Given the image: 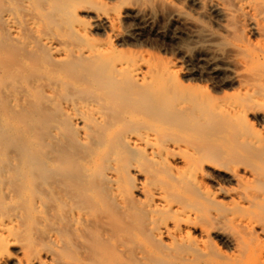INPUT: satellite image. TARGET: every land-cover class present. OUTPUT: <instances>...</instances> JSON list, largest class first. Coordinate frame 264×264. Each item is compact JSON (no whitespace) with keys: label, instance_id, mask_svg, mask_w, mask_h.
<instances>
[{"label":"bare ground","instance_id":"obj_1","mask_svg":"<svg viewBox=\"0 0 264 264\" xmlns=\"http://www.w3.org/2000/svg\"><path fill=\"white\" fill-rule=\"evenodd\" d=\"M116 1H124V0H116ZM128 1H130V0H128ZM131 1H133L134 4L136 3L135 0H131ZM137 1L138 2L141 1V3H143V4L139 5L136 3L137 6H132L133 4L126 5V6H132V7H126L124 9V11H123L124 15L122 14L123 19H126V20L130 19L133 23L134 22L138 23L144 28L147 26H150V28H151L154 26V23H155V20L157 19V17L161 16L165 20H171V21L175 22L177 24L176 26H178V28L180 30H185V31L190 33L189 37H191V39L194 41V43L196 45L197 56L194 58L191 55H189L190 53L189 54L185 53L183 55L182 61L184 60L185 64H187V67H185L186 69L183 68V69H185L183 72V79L181 78V80H177L174 78L176 73L172 69L173 65L171 66L172 68L168 67V66H163V65H154L150 61V59L146 60L148 62L150 61L149 64L142 61L141 60L142 58L140 59L141 61H133V62H131V61H111L109 59V54H110V51L111 50L113 51V49H114V48H111V47H113V46H111V44H110V46H107V47L96 46L97 45L96 44V45L87 46V47L83 46L84 48H80V49H74V48H72L73 45L70 46L68 44L69 40L65 41L59 35L58 36L43 35L42 33H45V32L43 31L44 28H42V25H40V23H37L36 19L35 20L30 19L29 20V17H28L29 15H27L28 20L26 19V24L28 25L30 30H32L36 34L35 36H37V40H38L41 48L43 47L44 49H46V51H49L50 52L49 55H53V57H54V62H52V63L50 62L51 63L50 65L52 66L53 63H56L57 64L56 66L61 67V69H64V67L65 68L67 67L66 68L67 70L66 69L61 70L59 68L56 73L55 72L50 73V76H54V78H56L57 81L60 80V82H65V84L68 81L69 83H67V84L72 83L73 85H77V84L82 85V83H80V82L75 83V82L70 81L72 79L70 78L71 73H69L68 68H69V70L71 68L72 71L76 70L79 73L82 72L83 76L85 75L84 77L86 79L85 80L81 79V80H82V82H83V80L86 81V86H88L87 84L89 83V84L94 85V86L96 84L99 87V84L101 86V85H104L105 83H107L110 86L114 85V87L118 84L116 86V87H118L119 85H122V84L124 86L125 85L127 86L128 82H130V83L132 82L133 84L135 83V84L141 86V88H143V90H146V92H149L151 95L157 97L160 100V102H162V103H160V105L162 104L161 106H165V104L168 105L171 103L172 104L171 108L174 109V112L178 116L179 120L181 118L184 119V117H186L190 114L199 116L200 114L202 115V113H204V112H206V113L208 112L207 114L208 115L210 114L209 116H212V114L214 116V114L219 113V114H224V115H227L229 117H234V118L246 117V116H248L249 112H251V111L253 112L255 109H257V107H259V106L263 107L264 106V0H183L188 4L187 7L190 6L191 8L194 9V11L198 14L197 16L202 17L204 20L205 19L210 20V21L214 22L215 24L223 27L221 30L224 29L225 33L227 32L226 37H229V35L230 36L232 35V34H230V31L233 32V30H234V28H232L233 25L234 26L240 25L241 27H239V28H243L242 31L244 30V33H246V35L254 36L257 38V40H256L257 43L254 44L249 39H246L247 41L244 39L246 42L243 40L238 41L239 38L236 37V35H234V37L237 38V39L235 38L236 41H238V42H235V40L233 42L228 41L226 46H224L225 48L223 46H222L223 48L222 47L220 48V45H225L224 44L225 41L224 42L221 41V44H218V43L216 44V42H217L216 37H218V36L217 35L214 36L213 32H210V30L203 29L204 27H200L201 26V25L199 26L200 23L199 24L196 23L197 24L196 25L195 23L191 22V20L189 18H187V14L184 13V15H183V12L181 11L182 9L180 10L181 13L178 10H173V8H172V10H169L168 7L170 5L174 4L170 0H137ZM177 1H179V0H177ZM22 2L23 1H21V3H20L18 1V3H19L18 5H21ZM0 3H1V1H0ZM117 3H119V2H117ZM122 3L124 4V2H122ZM28 4L30 5V3H28ZM126 4H127V2H126ZM0 5L3 6L2 3ZM23 6L27 7L25 3L23 4ZM31 6L32 5H30V7H28V9L30 8L29 9L30 13H32L31 12L32 11ZM70 6H72V5H70ZM70 6H68V7H70ZM17 7H20V6H17ZM73 7H75V6H73ZM81 7H83L82 8L83 10L80 12L84 13L86 15V17H90V19L93 20L92 26H89V24H87L89 26L88 27L86 24H84L85 23L84 20L82 21L78 15V12H77L78 9L73 10V13H70L68 18L64 20V21H66L67 26L70 27L73 32L80 35L79 36V35L75 34L79 38H81V36L85 37V38H87L88 35L90 36V34H92V33H90L91 29L94 32H96V31L97 32H103L102 36L104 35V33H109V35H110L109 39H110V37H112V38H114V40L116 39V41H118V42H122L123 40H126L127 37L128 38L133 37V34L131 33L132 31L131 32L127 31V32H125L126 33L125 34L121 30L122 28L119 27V24H120L119 21L121 19V18L119 19L120 12L116 11V13H114V14L107 13V12H105V13H92L94 11L91 12L90 8H85V6H81ZM20 8H19V12H20ZM165 9H167V11ZM79 10H81V9H79ZM0 13H1V11H0ZM68 13H66V14H68ZM196 13H195V15H196ZM22 15L23 14H19L15 10L12 11L11 9L7 10L5 13H1V15H0V22H2V23H0V26H1V24H3V26L5 28L4 31H6V33H4V34H7L8 37L12 40V42L14 41L17 43H23L22 42V31H25L26 29L22 30V24H23L22 23L23 22ZM25 15H23V16H25ZM122 15H121V17H122ZM184 16H186V17H184ZM86 17H84V18H86ZM23 19H25V17ZM229 27H231V28H229ZM162 29H163V27H162ZM41 31H43V32L41 33ZM157 32L158 31H156V33ZM154 33H155V31H154ZM225 33H223V34H225ZM0 37H1V34H0ZM134 38H136V37L134 36ZM1 39H2V37H1ZM87 39L92 40V37H91V39L90 38H87ZM71 40H73V39H71ZM131 40H132V38H131ZM221 40H223V38ZM231 40H232V38H231ZM34 42L35 41H33L32 43L35 45ZM25 44H26V42H25ZM105 45H103V46H105ZM30 47H33V46H30ZM76 47H78V46H76ZM116 47H115V49H116ZM34 48H36V45L34 46ZM38 49L39 48L37 47L35 53H32L33 50L32 51L28 50L27 53L29 54V51H30V53H32V56H33V54H36ZM193 51L195 52V50H193ZM39 52H41V51L39 50ZM25 56H26V54H25ZM32 56L30 55L31 58H32ZM37 56H38V54H36V57ZM139 56H140V54H139ZM36 57H35V59H36ZM76 57H77V59H76ZM51 59L49 58V60H51ZM144 59H145V57H144ZM27 60H28V57H27ZM28 61H30V60H28ZM34 63H33V65H34ZM200 64L203 65L204 67L199 66ZM30 65H31V62H30ZM54 65L55 64H53V67H54ZM48 67H50V66H48ZM39 68H42V67L39 66ZM56 68H58V67H56ZM46 70H47V68H46ZM50 70H51V68H50ZM64 73H66V74H64ZM201 74L202 75L205 74V76L208 75L209 79H211L214 82V84H216L217 91H215V93L218 91L220 92V89L223 90L222 88H224L225 90L227 87L237 88L238 94L243 96V98L241 96L240 97L243 99L244 103H239V102L233 103L234 101L233 102L232 101L227 102V101H225V99L222 100V98L220 97L221 99L218 100L217 102H214V104H211V106L208 108V110H205L206 109L205 106H204L205 108H203L202 106H199L198 101L194 98L195 97L194 94H196V92L193 90L196 89V87H197L194 85H196L197 83L200 82L199 81L200 78L197 79V78H195V76L201 75ZM41 75H43V74H41ZM43 77H44V75H43ZM77 78H78V76L76 77V79ZM80 78L81 77H79V79L77 81H81ZM36 79H37V77H36ZM74 79H75V77H74ZM38 80H41V79H38ZM87 80H91L92 83L87 82ZM47 81H46V83H47ZM50 81L51 80H49L48 82H50ZM57 81H55V82H57ZM55 82H53L54 84L52 83L54 87L56 85ZM186 83H189V85L187 86ZM60 84L62 85V83H60ZM83 84H85V82ZM42 85H45V84H42ZM191 85H193V86H191ZM35 86L37 87L38 84ZM53 86H51V87L53 88ZM86 86H85V88H86ZM124 86L121 88L120 94L126 93V92H124V89L126 88V86L125 87ZM130 86H131V84L130 85L128 84L127 87H130ZM212 86H215V85H212ZM39 87L40 86H38L37 88H39ZM42 87H43V89L48 91L46 85L42 86ZM69 87H71V85ZM177 87H181L182 88L181 90L186 89L189 92L188 96L184 95V93H181L182 91L178 90ZM65 88H66V86H65ZM85 88H82V89L85 90ZM77 89L79 91V88H77ZM82 89L80 90L81 92H82ZM52 90L53 89H51L50 91H52ZM87 90H85V92H88V94L93 92L92 90H91L92 92H90V90L89 91H87ZM111 90H115V88L114 89L112 88ZM118 91H119V89H117V93H119ZM125 91H127V90H125ZM128 91L130 92L131 90H128ZM230 91L231 90H229V92ZM55 92H58V90H56ZM103 92L105 93V91H103ZM103 92H102V96L104 95ZM232 92H233V90H232ZM63 93H64V91H63ZM109 93H110V91H109ZM111 93H112V91H111ZM113 93H115V92H113ZM132 93H133V91H132ZM51 94L52 93H50V95ZM59 94H60V92H59ZM62 94H61V96H62ZM82 94L84 95V93H82ZM128 94L129 93H127V95ZM11 95H14V94H11ZM11 95H10V97H11ZM78 95L79 94H77V96ZM115 95H118V94H115ZM199 95H200V92H199ZM217 95H218V93H217ZM65 96H68V95L65 94ZM77 96H76V98L80 99V97H77ZM100 96H101V94H100ZM12 97L14 98V96H12ZM26 97L27 96H24V98H26ZM59 97L60 96H58L57 99H59ZM197 97L198 96H196V98ZM212 97H214V96H212ZM63 98L64 97H62V99ZM88 98L89 97L87 96V100H88ZM108 98H109V96L107 97V99ZM145 98H147V97L145 96ZM64 99H63V101H64ZM128 99H130V98H127L126 100H128ZM201 99H202V97H200V100ZM215 99L217 100L218 98H215ZM61 100L59 99V101H58L59 102L58 105L60 107L62 105L60 103L63 102V101L60 102ZM69 100H70V98L68 100L66 99L67 103L65 105L66 106L65 111H68V114H70V116L72 115L70 118L74 121V123H76V126H77V124H79L81 127L82 123L84 126L87 122H89L88 123L89 125L86 126V127H88V126H90L91 121H95V123L97 122L100 124H102L101 122H104V119H105L104 116H107V114L102 112L103 110L101 111V106H100L101 102L100 101L97 100L98 102L94 101V102H89V103H87V102L81 103L80 102L78 104L79 101L77 103H75V102H71V101L68 102ZM91 100L93 101V98H91ZM130 100H132L133 103L135 102V100L133 101V98H131ZM130 100H128V101H130ZM137 100H138V98H137ZM159 100H158V103H159ZM235 100H237V99H235ZM11 101L15 102L16 99H12ZM81 101H82V98H81ZM201 101H203V100H201ZM132 102H130V103H132ZM137 102H139L141 104V100H138ZM230 102H232V103H230ZM130 103L128 104V103L123 102L121 106L123 107V104L124 105L128 104L127 107H129ZM205 103L208 104L209 100ZM205 103H203V104H205ZM63 104H65V103H63ZM111 104H112V102H111ZM105 105H106V103H105ZM102 106H104V105H102ZM143 106H145V104H143ZM122 107H119V108H122ZM262 107H260V108H262ZM62 108H64V107L62 106ZM145 108L148 109L149 107H147V105H146ZM152 108H153V106H152ZM201 108H203V109H201ZM103 109H106V108H103ZM140 109L142 110V108H139L138 110H140ZM154 109H155V107H154ZM106 110H105V112H106ZM116 110L117 109H115V111ZM133 110H134V108H133ZM263 110L264 109H262V112H260L257 109L258 112H256V111H254L255 113L253 112L254 115L261 121H264V111ZM117 111H119V110H117ZM121 111H123V110H121ZM165 111L163 113H165ZM108 112H110V111H108ZM108 112H106V113H108ZM63 113H65V112L63 111ZM103 113L105 115H103ZM117 113H119V112H116V114ZM160 113H161V111H160ZM138 114H139V111H138ZM110 115H111V117L115 118V116H113L114 114L112 115V113H110ZM177 116L174 119H177ZM209 116H208L207 121H206L207 123H208V121H210ZM8 117L9 116H5V115L4 116L1 115V117H0V264H136V263L138 264V262H140V261L148 260V258H150L153 255L155 247L152 249L147 244L148 242L147 243H141V241H139L137 239V237H135L134 233L132 232V229H130L132 227H130V228L127 227V226H129V225H126L127 222L125 223L126 226L124 228H121L119 226L120 221H117V223H119V225L115 222H114V224L111 223L112 219H114L115 221L119 220L117 218L118 212H114L111 214L109 211H111V209H117V207L119 209L120 206H124L126 204L128 198L132 197L131 199H134L136 195L137 196L141 195L142 196L141 198H143L145 196L144 197L145 202H143L144 198H143V201H141V200L140 201H141V203L143 202L142 206H144V203L146 204V207H147L146 209H148V212L151 215V220H150V223L148 224L147 229H149V231L153 235V237H154L153 240L155 239L157 241L156 244L157 243H163L164 239L167 238L166 240H169L170 243L165 244V246H167V247L172 246L174 248L176 245H178V246L184 245V247L190 248L196 254V256L192 255V254L185 255L182 258L183 264H194V262H196L197 260H202L201 263H199V264H264V240L260 239L261 236L264 238V221H262L263 218H261V220H260L258 216H257L258 219L255 217L257 215L256 212L255 213L250 212V210L264 205V193L262 195L261 193L254 191V189L256 188V187L254 188V185L259 183V181H261V180H259L257 178V176L259 177V175L252 173L253 168H252V171H249L247 169H244V170L241 169L240 170V168L237 169L238 168L237 167L234 170L231 169L230 171L225 172V171H222L221 168L212 170V169H210L209 165L208 166L201 165L200 167H196V166L193 167V166H191L190 161L188 159L189 157L187 155V153L189 151L188 149L190 146L188 147V149H182L180 146L179 147L172 146L173 149H171L169 145L168 146H165V145L160 146L158 144L157 136L155 137V135H152L148 132H145L144 134L141 133L139 135L136 134L137 136H134V137H133V135H129V136L126 135L127 137L125 136L123 139L124 143L127 146H129L131 149H133L135 151H140L141 153H143L148 158V160H150L151 162H154V163H162L164 165L169 166L170 159H172L171 157H175V150H178V152H180V153H185L186 156L183 154L184 157L182 156V158H181V161H183L182 164H184V166H182L183 168H177L176 174L178 175V173L179 174L181 173L182 175L187 176L191 181L195 182L197 185L201 186V188H204L205 190H207V188H206L207 184L205 183L206 187H204V186L202 187V185H204V184H202V182L204 180H206L207 178H212V174H214V173H215V175L217 174V177H219V179L222 181L237 182L238 183V189L233 190V193L230 194L231 198H232L231 203H234V206H237L241 210L247 211V215L244 214V215L239 216L237 218L234 215H231V217L229 215L228 218L227 217L225 218V219H227V222H226V220L224 221V222H226L225 224L227 225V223L229 222V224L231 225L230 227H232V229H233V232H227L229 229L226 231L223 228H218L219 225L217 227L215 226L216 229L213 228L214 229L213 231L207 230L205 228L199 229L197 227L198 223H196V219L198 218V214L196 213L197 210L196 211H193L194 209L189 210L186 207L182 206L183 204L178 202V201H176V203L178 202L182 205L175 204V202H173L169 199L168 196H170L171 194L167 195L168 191L166 192V190H167L166 187L162 186L158 183L150 185L147 182H144V183L142 182L141 184L135 186L134 188L132 187L133 185L131 186L132 187L131 188L129 184H128L129 188L124 187L123 183H125L124 182L125 175H123L119 172V170L116 168L119 166H116V165H115L116 167L114 166V168H111V171H110V173L108 172V175L104 176L105 181L103 179H101L102 181L100 180L102 183L104 182L103 183L105 185L104 188H106L108 184H109V186H111V187H107L108 189L106 188V190L108 191L111 189L110 192H112V193H111V196L109 195V198L110 197L113 198V200L117 206V207L115 206L116 208H113L114 207L113 206L112 208L108 209L109 210L108 212L110 214V215H108L107 214L108 212L106 213V211L103 209V202H102L103 200H105L104 198H106V196L108 194L105 195L104 198H103V195L101 196L98 194L97 191H99L100 189L102 190V188H103V187L102 188L99 187L100 183H98V186L93 187V185L89 182L90 185H92L89 188L88 187V181H87L88 179H85V180L82 179L83 181L81 183V186H79L76 190L71 189V187H73V186L70 187V186H68V184L71 183L75 179L74 178L75 175H73V174H76L75 171L78 172V175H81L80 173H82L81 171H80V173H79V171H77L78 169L80 170V168H78V169L76 168L77 163L75 164V166H74L75 169L73 170V162L72 161H70L72 163L69 162L70 159L67 158L68 154L65 155L66 159L68 161H66V160L64 161V159H62L63 161H57L56 158L55 159L47 158V159H49L48 161H46V160L45 161H37L36 160L37 158L35 159V157H37V156H35L33 158L28 151H27V153H29V154H26L25 150L23 149L24 153H22V148H24V147L22 146L21 142L19 143L17 138H16L17 141L15 139H14L15 140L14 141L13 137L9 136V133H8V132L16 131V130L18 131L19 128L16 126V123H14V122L10 123L9 122L10 117L9 118ZM119 117H121V116H119ZM117 118H118V116H117ZM131 118H132V116H131ZM160 118H161V116H160ZM203 118H205V117H203ZM215 118H216V115H215ZM106 119H108V117H106ZM109 120H111V119L109 118ZM112 120H113V118H112ZM162 120H164V119H162ZM200 120H202V119H200ZM114 121L115 120H113V122ZM184 121H186V119ZM194 121H196V120H194ZM84 122H86V123L84 124ZM107 122L104 124H106L108 127L109 123L107 124ZM119 122H121V121H118V123ZM156 122H158V121H156ZM202 122H204V124H205L204 120ZM163 123H165V121ZM17 124H18V122H17ZM104 124H102L103 127H104ZM113 124H115V123H113ZM198 124H200V126H202L201 123H198ZM19 125H20V123H19ZM22 125L24 126V124H22ZM36 125H38V124H36ZM106 125H105V127H106ZM116 125H117V122H116ZM213 125H214V122H213ZM135 126H136V124H135ZM196 126H198V125H196ZM110 127H111V125H110ZM163 127H164V125H163ZM203 127H205V126L203 125ZM20 128H22V127H20ZM95 129L98 130V128H95ZM100 129H101V127H100ZM24 130H25V128H24ZM77 130H78V128H77ZM126 130H124V131H126ZM135 130H137V129H135ZM37 131H39V130H37ZM37 131H34V132H37ZM58 131H59V129H58ZM81 131L82 130H80V132ZM137 131H140V130H137ZM176 131H178V130H176ZM62 132H63V130H62ZM95 132H97V131H95ZM98 132H99V130H98ZM182 132H184V131H182ZM54 133L56 134L57 132H54ZM87 133H88V131L86 132L85 128H84L83 133H81L83 135L81 137L83 140V143H84V141H87V140L89 141V139H88L89 134H87ZM99 133H101V132H99ZM103 133H104V131H103ZM13 134H14V132H13ZM57 134L59 135L61 133H57ZM107 134H109V133H107ZM121 134H122V132H121ZM63 135H62V137H63ZM93 135H92V137H93ZM95 135H96V133H95ZM98 135H100V134H98ZM51 136H53V134ZM90 136L91 135H89V137ZM211 136H213V135H211ZM18 137H19V135H18ZM112 137H114V136H112ZM81 138H80V140H81ZM32 139L34 140V137H32ZM32 139L31 140L29 139L30 140L29 141L27 138V141H29V145H33L34 141ZM69 139L71 140V137L68 138V141H69ZM72 139H73V137H72ZM92 139H94V137ZM179 139H183V138H179ZM19 140H20V138H19ZM38 140H41V139H38ZM60 141H62V139H60ZM91 141H93V140H91ZM101 141H100V143L98 141L97 142L99 144H101ZM173 141L175 142V139ZM189 141H191V140H189ZM41 142H43V141H41ZM93 142H95V141H93ZM187 142L188 141H186V143ZM69 143H70V141H69ZM171 143H172V141H171ZM99 144H97V145H99ZM85 145L88 146L87 143ZM89 145H91V144H89ZM39 146H44V145H42V143H40ZM191 146H193V145H191ZM194 147H196V146H194ZM26 148L27 147H25V149ZM45 148H47V147H45ZM54 148L55 147H53V149ZM94 148L93 147L91 148L92 151ZM97 148H98V146H97ZM58 149L61 150L60 148H58ZM56 150H55V152H56ZM210 150H211V148H210ZM38 151H40V150H38ZM61 151H63V149ZM109 151H110V149H109ZM51 153H53V152H51ZM58 153L59 152L57 151V154ZM195 154H196V152H195ZM49 155H52V154H49ZM58 155H60V153ZM71 156L72 155H70V157ZM94 156H95V154H94ZM102 156H104V155H102ZM176 156L178 157V155H176ZM54 157H56V156H54ZM106 157H108V156L102 157V158H104L103 159L104 163L106 161H108L106 159L110 158V157H108V158H106ZM191 157H193V156H191ZM60 158H61V155H60L59 159ZM72 159L73 158H71V160ZM76 159H79V157ZM74 160H75V158H74ZM172 160H174V159H172ZM96 161L97 160L95 158H93L92 160H89L88 162H86V164L84 165V170L87 169V167L91 164L93 166V164L96 163ZM102 163H103V161H102ZM102 163H98V164H101V166H103ZM130 163H131V161H130ZM203 164H205V163L203 162ZM234 164H236V163H234ZM138 166H137V169H139ZM180 166H181V164H180ZM225 167H227V166H225ZM135 168H136V166H135ZM214 168H216V166ZM59 169L61 171H58ZM103 169L104 168L101 169V172H103L102 171ZM137 169H136V171H137ZM72 170H73V173H72ZM106 170L108 171V169H106ZM134 171H135V169H134ZM154 171H156V170H154ZM68 172H71V173H68ZM137 172L140 176L142 175L141 170H138ZM165 173H167V172H165ZM83 174H82V176H83ZM132 174H133V172H132ZM126 175H127V180L129 178H131L130 175L128 178V173ZM135 175H137V174L135 173ZM76 176H77V174H76ZM100 176H103V175L101 174ZM79 177L80 176H78L76 178H79ZM148 177L149 176H146L145 178L148 180ZM179 178L181 180V176ZM179 178L177 177L176 179H179ZM93 179H96V178L93 177ZM77 180H79V182H80L81 179L79 178ZM153 180H154V177H153ZM129 181H131V180H129ZM79 182H77V183H79ZM94 182H96V181H94ZM105 182L108 184H106ZM77 183L73 184V182H72L69 185H76ZM151 184H152V182H151ZM175 184H177V183H175ZM191 184H192V182H191ZM192 186H193V184H192ZM220 188H222V187H220ZM204 189H202V190H204ZM101 190L99 191L100 193H102ZM258 190H259V188H258ZM169 193H171V192H169ZM179 195H178V197H179ZM211 195L215 196V198H216V194L213 195L211 193ZM230 195H228V196H230ZM174 196H175V194H174ZM138 198L139 197H137V199ZM78 199L83 200V201H78ZM172 199H173V197H172ZM113 200L110 201L109 207H110V205L114 204V203L111 204V202ZM135 200H134V202H135ZM212 204H214V203H212ZM126 206H127V204H126ZM136 207H138V206H136ZM259 208H261V207H259ZM123 209L125 210V208H123ZM123 209H121L119 212L123 211V214H124L125 212ZM259 210H261V209H259ZM259 210H258V214H259ZM114 211H116V210H114ZM134 211H135V209H134ZM112 212H113V210H112ZM143 214H146V213H143ZM126 216H128L127 210H126ZM120 217H121V215H120ZM223 217H225V216H223ZM263 217H264V215H263ZM129 219H131V217L128 218V220ZM215 219L218 220L216 217H215ZM220 219H223V218H220ZM131 220H133V219H131ZM216 223H218V222H216ZM122 224H124V223H122ZM205 224H206V222H205ZM130 226H132V225H130ZM208 229H210V228H208ZM194 231H197V232L199 231L202 234V236H205L207 238L212 237V235L219 238L224 244H226L229 247H232L234 249L235 254L234 255L232 254L234 258L227 259V262L210 260L209 257H211L212 255L209 256L210 254H208L209 252L207 251V247H206L205 243H202V240L199 241L200 239L198 240V239H196V238L194 239L192 237V233ZM150 232H148V233H150ZM145 233H147V232H145ZM142 238L145 239L144 237H142ZM143 239H142V241H143ZM151 239H152V237H151ZM207 241H209V240H207ZM255 243H257L258 245L257 244L256 245L259 246L257 249L255 248L256 247L254 245ZM253 245L255 247H253ZM167 250H168V248H167ZM187 250H183V252L184 251L186 252ZM186 253H188V251ZM178 254L179 253H177L176 256ZM223 256H225V255H223ZM156 259H159V258H156ZM228 260L232 261V262H228ZM165 262H166V260H165Z\"/></svg>","mask_w":264,"mask_h":264},{"label":"rangeland","instance_id":"obj_2","mask_svg":"<svg viewBox=\"0 0 264 264\" xmlns=\"http://www.w3.org/2000/svg\"><path fill=\"white\" fill-rule=\"evenodd\" d=\"M0 1L3 4V6L0 5L2 7V8L0 7L1 13H5L7 10L11 9L12 11L15 10L19 14H23V15L26 14L25 16L22 15V20H23L22 30L26 29L25 31H22V42L23 43H17L14 41L12 42V40L8 37V35L4 34V33H6V31H4L5 28H4L3 24H1V26H0V32H1L0 34L2 37V39L0 37V117H1V115L2 116H4V115L9 116L10 117V118L8 117L10 120L9 122L10 123H12V122L16 123V126L19 128L20 131L19 130L13 131L14 134H13V132H8V133H9V136L13 137V140L14 139L16 140V138H17L19 143L21 142L22 146L24 147V148H22V153H24V150H25L26 154L30 153L33 158L35 156H37V157H35V159L37 158L36 159L37 161H45V160L48 161L49 159H47V158H50V159L56 158L57 161H63L62 159H64V161L65 160L68 161L66 159V156H65L68 154L69 156L67 155V158L70 159L69 162L70 161L73 162V170L75 169L74 166L77 163L78 166L76 165V168L77 169L80 168V170L78 169L77 171H79V173H80V171L82 172V173H80L81 175H78V172L75 171L77 176H76V174H73V175H75L74 176L75 179L72 181L73 184L79 182V180H77L79 178L81 179L79 182L80 184L77 183L78 185L77 184L76 185H69L72 183L71 182L68 184V186H70V187L73 186V187H71V189L76 190L79 186H81L82 181L85 179H88L87 181H88V187L89 188L92 185H93V187L98 186V183H100L101 186L99 185V187H101V188L103 187V188H102V190L100 189L102 193L99 192L100 190L99 191L96 190L98 192V194L101 196L103 195V198L105 197V195L108 194L106 196L107 199L104 198L105 200L102 201L103 202V209L106 211V213L109 211L108 209L112 208L113 206H114L113 208H116L117 206H116L113 198H111V197L109 198V195L111 196V193H112V192H110L111 189L109 188L110 190H108V191L106 190L107 187H111V186H109V184L105 182L108 185L106 188H104L105 185L103 184L104 182L103 183L101 182L102 181L101 179H103L105 181L104 176L108 175V172L110 173L111 168H114V166L116 165V166H119V167L115 166L119 170V172L121 174L125 175V180H124L125 183H123L124 187L129 188V185H130V187L133 185L132 187L134 188L135 186L141 184L142 182L143 183L147 182L150 185L158 183V184L166 187V189H167L166 192L168 191L167 195L171 194L170 196H168L169 199L171 201L175 202V204L182 203L183 205L182 204H180V205L186 207L189 210H193V209H194L193 211L197 210L196 213L198 214V218L200 220L197 218L199 221L196 219V223H198L199 226L197 225V227L199 229L205 228L207 230L213 231L214 230L213 228L216 229V227L219 225L218 228H223L226 231L229 229L227 232H233V229H232V227H230L231 225L229 224V222L227 223V225L225 224L227 222V219H225V218L226 217L228 218L229 215H230V217H231V215H234L236 218L239 216H242L244 214L247 215V211H243L240 208H238L237 206H234V203H231L232 198H231L230 194L233 193V190L238 189V183L237 182L222 181L219 179V177H217V174L215 175V173H214V174H212L213 179L207 178L206 180H204L202 182V184H204V185H202V187L203 186L206 187V184H207V187H206L207 190H205L204 188H201V186L197 185L195 182L191 181L187 176L182 175L181 173L180 174L178 173V175L176 174L177 173L176 169L177 168H183L182 166H184V164H182L183 161H181V158H182V156L184 157V155L186 156L185 153H180V152H178V150H175V157H171L174 160L170 159L169 166L170 165L171 166L169 167L168 165H164L162 163L151 162L150 160H148V158L143 153H141L140 151H135V150L131 149L129 146H127L124 143L123 139L126 135L127 136L133 135V137H134V136H137L141 133L144 134L145 132H148L152 135H155V137L157 136L158 144L160 146H164V145L168 146L169 145L171 149H173L172 146H174V147L180 146L182 149H188V147L190 146L188 149L189 151H188L187 155L189 157L188 159L190 161V164L193 167H195V166L200 167L201 165H206V166L209 165L210 169H212V170L221 168V170L225 171V172H228L231 169L234 170L237 167H238L237 169H239V168H240V170L241 169L242 170L247 169L249 171H252V168H253L252 173L259 175V177L257 176V178L259 180H261V181H259V183L254 185V188L256 187L254 189V191H257L263 195V193H264V188H263L264 187V167H263L264 166V121L259 120L254 115V113H255L254 111L258 112L257 111V109H258L260 112H262V109H264V106L263 107L262 106L257 107V109H255L253 111L254 113L251 111L252 113L249 112L250 114L248 113V116H246V117L234 118V117H229L227 115L219 114V113L214 114V116H213V114H212V116H209L210 114L208 115L207 114L208 112L207 113L204 112V113H202V115L200 114L202 117L200 115L198 116V115L190 114V115L184 117V119L181 118L179 120L178 116L174 112V109L171 108L172 107L171 103L168 105L165 104L166 107L161 106L162 104L160 105V103H162V102H160V100L157 97L151 95L149 92H146V90H143V88H141V86H139L135 83L133 84L132 82L127 83V86H128V84L129 85L131 84L130 87H127L125 85L127 89L125 88L124 92H126V93L120 94L121 88L124 86L123 84L119 85L118 86L119 88L116 87L118 84L114 87V85L110 86L107 83H105V84L103 83L104 85H101V86L99 84V87L96 84L94 86V85H91L89 83L87 84L88 86H86V81H84L86 79L84 77L85 75L83 76L82 72L79 73L76 70L72 71L71 68H70V70L68 68L69 73H71L70 78L72 79L70 81L75 82V83L80 82V83H82V85H80V84L79 85L78 84L73 85L72 83L67 84V83H69L68 81L66 82V84H65V82H60V80H58L59 81L58 82L57 79L54 78V76H50V73H53V72L56 73L59 68L61 69V67L56 66L57 65L56 63H53V64H55L54 67H53V64H52V66L50 65L52 62H54V57H53V55H49L50 54L49 51H46V49H44L43 47L41 48V46L37 40V36H35L36 34L32 30H30V28L26 24V19L28 20V17H29V20L30 19L31 20L36 19V22L40 23V25H42V28H44L43 31L45 32V33H42L43 31H41V33L43 35H48V36H58L59 35L65 41L69 40V43L68 42L67 43L70 46L73 45L72 48H74V49H80V48H84L83 46L87 47V46H92V45H96V44H97L96 46L107 47V46H110V44H111V46H113L111 48H114L113 51L111 50L110 54H109V59L111 61H131V62H133V61H141L142 60V61L146 62L147 64H149L151 61L154 65H163V66H168V67H171L173 65L172 66L173 68L172 67L171 68L176 73L174 78L177 80H181V78L183 79V72L186 69L185 67H187V64H185L184 60L182 61L183 55L185 53H188V54L190 53L189 55H191L192 57L195 58L197 56L196 45H195L194 41L191 39V37H189L190 36L189 32H187L185 30H180L178 28V26H176L177 24L175 22H173L171 20H165L161 16L157 17V19L155 20L154 26L151 27L152 29L150 28V26H147L144 28L138 23H135V22L133 23L130 19L129 20L123 19V15H124L123 11L126 7H132V6H137V4H139V5L143 4V3H141V1H139L140 2L139 3L137 0H135V2L137 4L136 3L134 4L133 1H131V0H130L131 2L128 0H126V1L125 0L124 1H116V0H82V1L81 0H76V1L75 0H0ZM18 1L20 3H21V1H23L21 4L22 6L18 5L19 4ZM170 1L174 4L170 5L171 7L170 6L168 7L169 10H172V8H173V10L180 11L182 9L181 11L183 12V15H184V13L187 14V18H189L191 20V22H193L195 24L200 23L199 24V26L201 25L200 27H204L203 29L210 30V32H213L214 36H216V35L218 36V37H216L217 38V40H216L217 42L215 41L216 44L217 43L221 44V41H223V42L225 41L224 42L225 45H220V48L222 46L223 47L226 46L228 41L233 42L234 40H235V42H238L239 40L245 41L246 39H249L252 43H254V44L257 43V41H256L257 38L254 36L246 35V33H244V30L242 31L243 28H239V27H241L240 25H238V26L233 25L232 28H234V30H233V32L230 31V34H232V35L231 36L229 35V37H226L227 32L225 33L224 29L221 30L223 27L215 24L214 22H212L210 20H207V19L204 20L202 17L197 16L198 14L194 11L193 8H191L190 6L187 7L188 4L185 1H183V0H179V1L170 0ZM117 2H119V3H117ZM122 2H124V4ZM126 2H127V4H126ZM24 3L26 4L27 7L23 6ZM28 3H30V5H32L31 6V10H32L31 12L32 13H30V10H29L30 8L28 9V7H30V5ZM79 4L81 6H85V8H90L91 12L94 11L92 13H105V12H107V13L114 14V13H116V11L120 12L119 19L120 18L121 19L119 21V23H120L119 27L122 28L121 30L124 33L127 31H130V32L132 31L131 33L133 34V37H130V38L127 37V39L125 38L126 40H123L122 42H118V41H116V39L114 40V38H112V37H110V39H109V36H110L109 33H104V35L102 36L103 32H97V31L94 32L91 29L90 33H92V34H90V36L88 35L87 38L91 39V37H92V40H88L87 38L82 37V36H81L82 39L79 38L78 36H76L79 34H76L75 32H73L71 30V28L67 26L66 21H64L65 19L68 18L70 13H73V10L78 9L77 10L78 15L82 21L84 20V22H85L84 24H86V25L89 24V26H92L93 20H91L90 17H86V15L84 13L80 12L83 10L82 9L83 7H81ZM128 4L129 5L133 4V5L132 6H126ZM70 5H72V6H70ZM17 6H20L21 8L17 7ZM68 6H70L71 8ZM73 6H75L76 8ZM19 8H20V12H19ZM79 9H81V10H79ZM165 10L167 11V9H165ZM181 11H180V13H181ZM1 13H0V15H1ZM66 13H68V14H66ZM195 13H196V15H195ZM27 15H29V16L27 17ZM121 15H122V17H121ZM24 17H25V19H23ZM84 17H86V18H84ZM184 17H186V16H184ZM0 23H2V22H0ZM162 27H163V29H162ZM229 28H231V27H229ZM154 31H155V33H156V31H158L159 33L157 32L155 34ZM223 33H225L226 35ZM234 35H236V37L239 38L238 41H236L237 38L234 37ZM134 36L136 38H134ZM131 38H132V40H131ZM222 38H223V40H221ZM231 38H232V40H231ZM71 39H73V40H71ZM33 41H35L34 43L36 45V48H34L35 45L32 43ZM25 42H26V44H25ZM102 44L103 45L106 44V45L103 46ZM30 46H33V47H30ZM76 46H78V47H76ZM37 47L39 48L36 52V54H38V56L36 57V54H33V56H32V53H35ZM115 47H116V49H115ZM28 50L34 51V52L32 51V53H30V51H29V54L32 56V58L27 53ZM39 50L41 52H39ZM193 50H195V52ZM25 54H26V56H25ZM139 54H140V56H139ZM27 57H28V60H30V61L27 60ZM35 57H36V59H35ZM144 57H145V59H144ZM49 58L50 59L52 58V59L49 60ZM76 59H77V57H76ZM149 59H150L149 62L146 61ZM30 62H31V65H30ZM33 63H34V65H33ZM38 65L41 66L42 68H39ZM48 66H50V67H48ZM199 66H203V65L200 64ZM56 67H58V68H56ZM46 68H47V70H46ZM50 68H51V70H50ZM66 68L64 67V69H66ZM183 68H185V69H183ZM64 69H61V70H64ZM41 74H43L44 77ZM64 74H66V73H64ZM77 76H78V78L76 79ZM36 77H37V79H36ZM74 77H75V79H74ZM79 77H81L80 80L84 79L83 82H82V80L77 81L79 79ZM195 78H197V79L200 78L199 79L200 82L197 83L196 85H194V86H197L196 89L193 90L197 94V95L194 94L195 95L194 98L198 101L199 106H202L203 108L206 107L205 110H208V108L211 106V104H214V102H217L221 98H222V100L225 99V101H227V102H229V101L233 102L234 101L233 103H237V102L244 103L243 99H242L243 96L238 94L237 88L227 87L226 90L224 88H222L224 91L220 89V92L218 91L215 93V91H217V89H216L217 86H216V84H214V82L211 79H209L208 75L205 76V74L204 75L201 74V75L195 76ZM38 79H41V80H38ZM47 80L48 81L51 80L52 82L51 81L48 82ZM46 81H47V83H46ZM55 81H57V82H55ZM53 82H55L56 88L53 86V84H54ZM84 82H85V84H83ZM87 82L92 83L91 80H87ZM60 83H62V85ZM37 84H38V86H40L39 88H37L38 86L37 87L35 86ZM42 84H45L47 86V90L49 92L46 91L45 89H43L42 86H45V85H42ZM70 85H71V87H69ZM84 85L86 86V88ZM186 85L188 86L189 83H186ZM212 85H215V86H212ZM51 86H53V88ZM65 86H66V88H65ZM191 86H193V85H191ZM77 88H79V91ZM82 88H85V90L88 89L87 91L90 90V92L93 91L92 93L94 95L90 92H89L90 94H88V92H85V90ZM112 88L113 89L115 88V90H111ZM51 89H53V90L55 89V90L54 91L52 90L53 91L52 92V91H50ZM81 89H82V92L80 91ZM117 89H119V91H118L119 93H117ZM177 89L182 91L181 93H184V95L188 96L189 92L186 89L181 90L182 89L181 87H177ZM56 90H58V92H55ZM108 90L110 91V93ZM125 90H127V91L131 90V91L127 92ZM229 90H231V91L229 92ZM232 90H233V92H232ZM63 91H64V93H63ZM103 91H105L106 94ZM111 91H112V93H111ZM132 91H133V93H132ZM59 92H60V94H59ZM102 92L105 96L104 95L102 96ZM113 92H115V93H113ZM199 92H200V95H199ZM50 93H52V94L50 95ZM54 93L56 95L57 94L58 95L56 96ZM82 93H84V95ZM99 93L101 94V96ZM127 93H129V94L127 95ZM217 93H218V95H217ZM9 94L10 95L14 94V95H11V97H10ZM61 94H62V96H61ZM65 94L68 96H65ZM77 94H79V95L77 96ZM115 94H118L119 96L115 95ZM144 95L147 98H145ZM12 96H14V98ZM24 96H27V97L24 98ZM58 96H60L59 97L60 100L62 99V97L65 98V99L63 98L64 101H63V99L60 101V102L63 101L62 103H60V104H62L61 107L58 105L59 104V102H58L59 99H57ZM76 96L80 97V99L76 98ZM87 96L90 99L88 98V100H87ZM106 96L107 97L109 96V98L107 99ZM196 96H198V97L196 98ZM212 96H214L215 98H218V99L216 100ZM68 97L70 98V100L68 102L71 101V102L77 103L79 101L78 104L80 102L81 103H86V102L89 103V102H94V101H96V102L100 101L101 102V104H100L101 111L103 110L102 112L107 114V116H104L105 117L104 122H101V123L104 124L108 121L107 122V124L109 123L108 127L106 124H104V127L106 125V127H105L106 129H105L102 126V124L97 123V122L95 123V121H91L90 126H88L89 128L86 127L87 125H89L88 124L89 122H87V123L84 122V124L86 123L84 126L82 123L81 127L79 124H77V126H76V123H74V121L70 118L72 115L70 116V114H68V111H65L66 110L65 105L67 103L66 99L68 100L69 99ZM200 97H202L201 100H203V101L205 100V101L204 102L201 101ZM81 98H82V101H81ZM91 98H93V101L91 100ZM123 98L124 99L125 98L126 99L127 98H130V99L133 98V101L135 100V102L133 103L132 100L128 99V100H130V101H128L126 99L124 100ZM137 98H138V100H141V104L139 103L140 101L137 102L138 101ZM12 99H16V101L12 102L11 101ZM235 99H237V100H235ZM158 100H159V103H158ZM208 100H209V103H208L209 105L205 103ZM210 101L211 102L213 101V102L211 103ZM111 102H112V104H111ZM123 102L128 103V104L130 102H132L129 105L130 108L127 107L128 104L127 105L123 104V107H124L123 108L121 106ZM232 102H230V103H232ZM63 103H65V104H63ZM105 103H106V105H105ZM142 103L145 104V106L147 105V107H149V108L146 109ZM203 103H205V104H203ZM102 105H104V106H102ZM62 106L64 108H62ZM152 106H153V108H152ZM119 107H122V108H119ZM154 107H155V109H154ZM260 107H262V108H260ZM103 108H106L107 110L103 109ZM133 108L135 111L133 110ZM139 108H142V110L141 109L138 110ZM203 108H201V109H203ZM115 109H117L119 111H117V110L115 111ZM120 109L123 111H121ZM105 110H106V112H108V111H110V112L106 113ZM137 110L139 111V114H138ZM63 111L66 114L63 113ZM160 111H161V113H160ZM164 111H165V113H163ZM116 112H119L120 114L119 113L116 114ZM104 113H103V115H105ZM110 113H112V115L114 114L113 116H115V118L111 117ZM215 115H216V118H215ZM117 116H118V118H117ZM119 116H121V117H119ZM131 116H132V118H131ZM160 116H161V118H160ZM176 116H177L178 120L174 119V118H176ZM208 116H209L210 121H208V123H207L206 121H207ZM106 117H108V119H106ZM203 117H205V118H203ZM109 118L111 120H109ZM112 118H113V120H115L114 122H113ZM162 119H164V120H162ZM185 119H186V121H184ZM200 119H202V120H200ZM194 120H196V121H194ZM203 120L205 121V124H204V122H202ZM118 121H121V122L118 123ZM156 121H158L159 123ZM164 121H165V123H163ZM17 122H18V124H17ZM112 122L115 124H113ZM116 122H117V125H116ZM213 122H214V125H213ZM19 123L21 126L19 125ZM198 123H201L202 126H200V124H198ZM22 124H24V126ZM36 124H38L39 126ZM135 124H136V126H135ZM110 125H111V127H110ZM163 125L165 128L163 127ZM196 125H198V126H196ZM203 125L205 127H203ZM20 127H22V128H20ZM100 127H101V129H100ZM24 128H25V130H24ZM77 128H78V130H77ZM84 128H85L86 132L88 131L87 134H89L91 136L89 137V135H88L89 141L87 140V141H84V143H83V140L81 138L83 135L81 133H83ZM95 128H98L99 132H101V133H99L98 130ZM58 129L60 132L58 131ZM135 129L140 130V131H137ZM191 129L192 130L194 129V130L192 131ZM33 130L34 131L39 130V131H37L38 132L37 133V132H34ZM62 130H63V132H62ZM80 130H82V131L80 132ZM94 130L97 132H95ZM124 130H126V131H124ZM176 130H178V131H176ZM103 131H104V133H103ZM182 131H184V132H182ZM54 132L61 133V134H59L60 135L59 136L57 133L55 134ZM121 132H122V134H121ZM95 133H96V135H95ZM107 133H109V134H107ZM52 134H53V136H51ZM98 134H100V135H98ZM18 135H19V137H18ZM62 135H63V137H62ZM92 135H93L94 139H92L93 138ZM211 135H213V136H211ZM112 136H114V137H112ZM26 137L28 138V140L29 139L31 140L32 137H34V140L32 139L34 141L33 145H29L30 140L27 141ZM70 137H71V140L69 139V141H70V143H69L68 138H70ZM72 137H73V139H72ZM19 138H20V140H19ZM80 138H81V140H80ZM179 138H183V139H179ZM38 139H41V140H38ZM60 139H62L63 142L60 141ZM174 139H175V142L173 141ZM91 140H93L95 142H93ZM170 140L172 141L173 144L171 143ZM185 140L188 141L189 143L188 142L186 143ZM189 140H191V141H189ZM41 141H43V142H41ZM97 141L99 143L101 141V144H99ZM85 142L88 144V146L85 145L86 144ZM40 143H42V145H44L47 148H45L44 146H39ZM89 144H91V145H89ZM97 144H99V145H97ZM191 145H193V146H191ZM97 146H98V148H97ZM194 146H196V147H194ZM25 147H27V148L25 149ZM53 147H55L57 150L55 148L53 149ZM92 147L93 148L95 147L98 151L95 148H94L95 150L93 149V151H92V149H91ZM58 148H60L61 150L63 149V151L59 150ZM210 148H211V150H210ZM109 149H110V151H109ZM38 150H40V151H38ZM55 150H56V152H55ZM27 151L29 153H27ZM57 151L61 155L60 159H59L60 155H58L59 153L57 154ZM51 152H53V153H51ZM195 152H196V154H195ZM49 154H52V155H49ZM94 154H95V156H94ZM70 155H72V156L70 157ZM102 155L108 156L110 158L106 157V158H108V159H106L108 161H106L104 163V160H103L104 158H102L104 156H102ZM176 155H178V157ZM54 156H56V157H54ZM191 156H193V157H191ZM78 157H79V159H76ZM71 158H73V159L71 160ZM74 158L76 161L74 160ZM93 158H95L97 160L96 163H94L93 166H92V164L89 165L87 167V169L84 170V165L86 164V162H88L89 160H92ZM129 160L131 161V163ZM102 161H103V163H102ZM72 162H70V163H72ZM203 162L205 164H203ZM98 163H102L103 166H101V164H98ZM234 163H236V164H234ZM180 164H181V166H180ZM135 166H136V168H135ZM137 166L139 167V169H137ZM215 166H216V168H214ZM225 166H227V167H225ZM102 168H104L102 170L103 172H101ZM106 169H108V171ZM134 169H135V171H134ZM136 169H137V171L138 170L142 171L141 176L138 174ZM73 170H72V173H73ZM154 170H156V171H154ZM58 171H61V170L59 169ZM132 172H133V174H132ZM165 172H167V173H165ZM68 173H71V172H68ZM127 173H128V178H129V175L131 177L128 180H127V175H126ZM135 173L138 176L135 175ZM82 174H83V176H82ZM99 174L100 175L102 174L103 176H100ZM78 176H80V177L76 178ZM146 176H149L148 180L145 178ZM180 176H181V180L179 178ZM93 177H95L96 179H93ZM153 177H154V180H153ZM177 177L179 179H176ZM129 180H131V181H129ZM94 181H96V182H94ZM89 182L92 185H90ZM151 182H152V184H151ZM191 182H192L193 186H192ZM175 183H177V184H175ZM219 186L222 188H220ZM258 188H259V190H258ZM202 189H204V190H202ZM169 192H171V193H169ZM211 193L213 195L216 194V198H215V196H212ZM174 194H175V196H174ZM178 195H179V197H178ZM228 195H230V196H228ZM136 196L134 199H131L132 197L128 198L129 201L127 200V202H126L127 206L125 204L124 206L119 207V209L125 208V210L123 209L125 212L124 214H123V211H121L122 213L119 212L121 209L119 210L118 207H117V209H111V211H109V212L111 214L114 212H118L117 218L119 220L115 221L114 219H112L111 220L112 224H114V222L117 223V221H120L119 222L120 225H119V223H117V224L121 228H124L126 225H129L127 227H129V228L132 227L130 229H132V232L134 233L135 237H137V239L139 241H141V243H147L148 242L147 244L152 249L155 247L153 255L150 258H148V260L140 261V262H138V264H147L149 261L150 262L148 264H154V263L155 264L156 263L157 264H177V263L181 264L182 258L185 255L192 254V255L196 256V254L193 252V250H191L188 247H184V245L183 246L182 245H179V246L174 245L175 246L174 248L172 246L171 247L165 246V244L170 243L169 240H166L167 238L164 239L163 243H157L156 244L157 241L155 239L153 240V238H154L153 235L151 234L149 229H147L148 224L150 223V220H151V215L148 212V209H146L147 208L146 204L144 203V206H142V203L145 202V198H144L145 196L143 195L144 201H143V198H141L142 197L141 195L137 196L140 199L139 198L137 199ZM171 196L173 197L174 200L172 199ZM111 200H113L111 202V204H113V203L114 204L110 205V207H109V203ZM134 200L136 203L134 202ZM140 200L143 202L141 203ZM78 201H83V200L78 199ZM105 201L106 202L108 201V202L106 203ZM176 201H178L180 203H178V202L176 203ZM212 203H214V204H212ZM136 206H138V207H136ZM259 207H261V208H259ZM259 207L250 210V212L251 213L256 212L257 215L255 217L257 219L259 217L260 220H261V218H263L262 221H264V217H263L264 205L259 206ZM134 209H135V211H134ZM259 209H261V210H259ZM112 210H113V212H112ZM114 210H116V211H114ZM126 210H127L128 216H126ZM258 210H259V214H258ZM109 212L107 213L108 215H110ZM142 212L146 213V214H143ZM119 214L121 215V217ZM223 216H225V217H223ZM130 217L133 220H131V219L128 220V218H130ZM215 217L218 220H216ZM220 218H223V219H220ZM225 220H226V222H224ZM121 222L124 224H122ZM205 222H206V224H205ZM216 222H218V223H216ZM125 223H126V225H125ZM130 225H132V226H130ZM208 228H210V229H208ZM145 232H147V233H145ZM148 232H150V233H148ZM142 237H144L145 239H143ZM151 237H152V239H151ZM192 237L194 239L195 238L198 240L200 239L199 241L202 240V243H205V245L207 247V251L209 252L208 254H210L209 256L212 255L211 257H209L210 260L227 262V259L234 258L233 257V255L235 254L234 249L232 247H229L228 245L224 244L219 238L215 237L214 235H212V237H210L211 238L210 239V238H207L205 236H202V234L199 231L198 232L194 231L192 233ZM142 239H143V241H142ZM260 239L264 240V238L262 236L260 237ZM207 240H209V241H207ZM256 244L257 243L254 244L256 247L254 245H253V247H255L257 249L259 246H257L258 244L257 245ZM167 248H168V250H167ZM183 250H187L188 253H186L187 251L183 252ZM177 253H179L178 254L179 256L178 255L176 256ZM223 255H225V256H223ZM154 256L156 258H159V259H156ZM165 260L167 263L165 262ZM201 261L202 260H197L196 262H194V264H199V263H201ZM228 262H232V261L228 260Z\"/></svg>","mask_w":264,"mask_h":264}]
</instances>
